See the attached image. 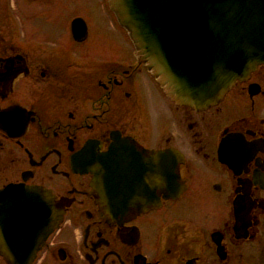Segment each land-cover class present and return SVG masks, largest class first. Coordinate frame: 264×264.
<instances>
[{"label": "flooded vegetation", "instance_id": "obj_1", "mask_svg": "<svg viewBox=\"0 0 264 264\" xmlns=\"http://www.w3.org/2000/svg\"><path fill=\"white\" fill-rule=\"evenodd\" d=\"M112 149L117 205L86 169ZM14 184L59 215L30 264H264V64L194 109L107 0H0V191Z\"/></svg>", "mask_w": 264, "mask_h": 264}, {"label": "water", "instance_id": "obj_2", "mask_svg": "<svg viewBox=\"0 0 264 264\" xmlns=\"http://www.w3.org/2000/svg\"><path fill=\"white\" fill-rule=\"evenodd\" d=\"M107 1L138 60L177 104L210 107L264 64V0ZM116 155L112 149L86 166L93 188L113 205L121 190ZM58 223L45 191L7 186L0 191V256L7 264H30Z\"/></svg>", "mask_w": 264, "mask_h": 264}]
</instances>
